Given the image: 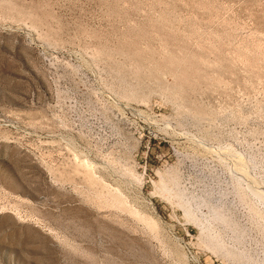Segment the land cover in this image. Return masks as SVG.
Wrapping results in <instances>:
<instances>
[{
	"label": "rangeland",
	"instance_id": "obj_1",
	"mask_svg": "<svg viewBox=\"0 0 264 264\" xmlns=\"http://www.w3.org/2000/svg\"><path fill=\"white\" fill-rule=\"evenodd\" d=\"M0 264H264V0H0Z\"/></svg>",
	"mask_w": 264,
	"mask_h": 264
}]
</instances>
